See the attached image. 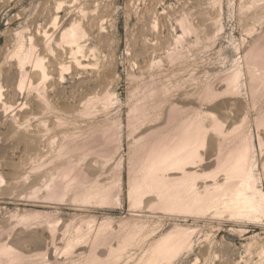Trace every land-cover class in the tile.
<instances>
[{
    "label": "rangeland",
    "instance_id": "374dc122",
    "mask_svg": "<svg viewBox=\"0 0 264 264\" xmlns=\"http://www.w3.org/2000/svg\"><path fill=\"white\" fill-rule=\"evenodd\" d=\"M0 264H264V0H0Z\"/></svg>",
    "mask_w": 264,
    "mask_h": 264
},
{
    "label": "bare ground",
    "instance_id": "6f19581e",
    "mask_svg": "<svg viewBox=\"0 0 264 264\" xmlns=\"http://www.w3.org/2000/svg\"><path fill=\"white\" fill-rule=\"evenodd\" d=\"M73 33L75 34V31L73 30ZM194 122V121H193ZM181 147V146H180ZM182 149H183V147H182ZM181 149V150H182ZM179 150H180V148H179ZM176 151H177V149H176ZM184 151V150H183ZM173 152V151H172ZM188 152V151H187ZM192 152V151H191ZM177 153H178V151H177ZM182 153V152H181ZM169 154H171V153H169ZM175 154V153H174ZM194 154V153H193ZM177 155V154H176ZM175 155V156H176ZM181 155V154H180ZM245 156V155H244ZM166 157H168V154H166ZM165 157V158H166ZM170 158L171 157H173L172 155L171 156H169ZM168 157V158H169ZM190 157V153L188 152V154H185V155H182V156H178V158H176V159H178V161L179 160H183V159H188ZM243 157V156H242ZM242 157H241V154H239V156H238V158L235 160V162L233 163L234 165H232V166H234V169H236V167H237V169H239V172H241L242 171V175H245V176H247V178H250V176L248 175V166L246 165V163H245V160H242ZM163 159H164V157H162ZM161 158V159H162ZM174 158V157H173ZM191 158V157H190ZM160 159V160H161ZM163 159H162V161H163ZM192 159V158H191ZM159 160V161H160ZM165 160V159H164ZM167 160V159H166ZM170 159H168V161H169ZM167 161V162H168ZM183 162V161H182ZM185 162V161H184ZM188 162V161H187ZM165 163V162H164ZM157 164V163H156ZM159 164V163H158ZM157 164V165H158ZM183 164V163H182ZM179 165V164H178ZM187 166H189V165H187ZM163 167V166H162ZM184 169V168H183ZM193 172V171H192ZM192 172H189V171H184L183 170V176L182 177H184V175L185 176H189V175H193V173ZM235 172V171H234ZM195 175V174H194ZM240 176H241V174H240ZM181 178V177H180ZM179 178V179H180ZM184 178H186V177H184ZM183 178V179H184ZM179 179H174L175 180V182H177V180H179ZM182 179V180H183ZM193 179V178H192ZM222 179V178H221ZM187 180V179H186ZM190 180V179H189ZM180 181V180H179ZM178 181V182H179ZM181 182H183L184 183V181H181ZM176 185H179V184H177V183H175ZM188 184H190V183H188ZM194 184V183H193ZM182 185V184H181ZM200 185V184H199ZM210 185V184H209ZM195 186V185H194ZM186 187H187V185H186ZM205 187V186H204ZM222 188V185H219V186H217V189L216 190H218V191H216V192H208V191H202V190H200V191H202V192H194L195 193V195L190 199V200H192V202H195V200H196V202L198 201V202H201V204H202V202H204V201H206L207 199H208V201H209V205L211 204L212 206H214L215 207V205L217 206V205H220L221 204V207H223V208H234V207H239V208H241L240 210H241V213L240 214H242V215H249V214H251L252 212H254V211H256L257 209H258V206H259V204H258V200H256L254 197H251L250 198V196H248L247 194H245L244 193V191L241 189V190H239L238 188H237V190H235V191H233V192H230L229 193V195L230 196H226V198L224 197L223 198V196H221V194H220V192H219V190ZM236 188V187H235ZM240 188V187H239ZM191 189H192V187H191ZM196 189V188H195ZM204 189H206V188H204ZM209 188L207 187V190H208ZM179 189H177L176 191H178ZM232 190H234V189H232ZM183 191V190H182ZM181 191V193L180 194H182L183 192ZM215 191V190H214ZM179 192V191H178ZM188 192V191H187ZM190 192V191H189ZM224 192V191H223ZM173 193V192H172ZM186 193V192H185ZM184 193V194H185ZM193 193V194H194ZM223 194V193H222ZM227 194H228V192H227ZM177 196H179V194H177ZM177 196H173L172 198H173V200H174V197H177ZM224 196H225V194H224ZM179 197H181V196H179ZM189 197V196H188ZM178 199V203H181V205L182 204H184V202H185V199H186V196H184L183 197V199L182 198H177ZM188 199V198H187ZM261 199H262V196H261ZM172 200V201H173ZM190 200H189V202H190ZM175 201V200H174ZM177 201V200H176ZM184 201V202H183ZM187 201V200H186ZM189 202H188V204H189ZM195 202V204H200V203H196ZM178 205V204H177ZM191 205V204H190ZM203 205V204H202ZM205 205V204H204ZM210 205V206H211ZM200 206V205H199ZM198 206V207H199ZM168 207V206H167ZM188 207H189V205H188ZM191 207H193V206H191ZM195 207V206H194ZM218 207V206H217ZM260 207V206H259ZM185 208H187V204H186V206H185ZM190 208V207H189ZM238 208V209H239ZM235 209V208H234ZM237 210V209H236ZM240 212V211H239ZM161 257V256H160ZM155 259V258H154Z\"/></svg>",
    "mask_w": 264,
    "mask_h": 264
}]
</instances>
